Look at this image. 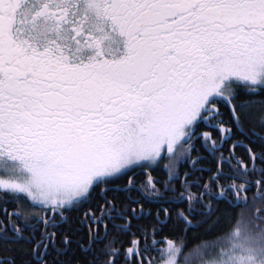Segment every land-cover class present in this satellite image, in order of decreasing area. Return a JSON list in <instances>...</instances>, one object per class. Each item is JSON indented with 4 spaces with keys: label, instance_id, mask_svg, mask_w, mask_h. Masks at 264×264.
I'll list each match as a JSON object with an SVG mask.
<instances>
[{
    "label": "snow or ice",
    "instance_id": "snow-or-ice-1",
    "mask_svg": "<svg viewBox=\"0 0 264 264\" xmlns=\"http://www.w3.org/2000/svg\"><path fill=\"white\" fill-rule=\"evenodd\" d=\"M0 264H264V0H0Z\"/></svg>",
    "mask_w": 264,
    "mask_h": 264
}]
</instances>
